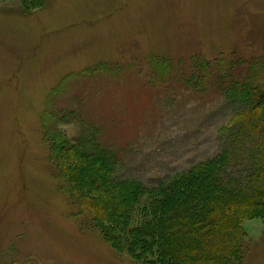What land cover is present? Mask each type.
Segmentation results:
<instances>
[{"label":"rangeland","instance_id":"rangeland-1","mask_svg":"<svg viewBox=\"0 0 264 264\" xmlns=\"http://www.w3.org/2000/svg\"><path fill=\"white\" fill-rule=\"evenodd\" d=\"M263 56L264 0H0V264H142L62 188L47 132L97 129L155 185L227 146L221 69ZM242 222L264 264V217Z\"/></svg>","mask_w":264,"mask_h":264},{"label":"trees","instance_id":"trees-1","mask_svg":"<svg viewBox=\"0 0 264 264\" xmlns=\"http://www.w3.org/2000/svg\"><path fill=\"white\" fill-rule=\"evenodd\" d=\"M263 60L244 74H232L235 64L221 69L220 89L236 109L219 131L227 146L155 185L120 179V156L97 129L72 139L47 132L62 188L115 250L142 264H244L242 221L264 217Z\"/></svg>","mask_w":264,"mask_h":264}]
</instances>
